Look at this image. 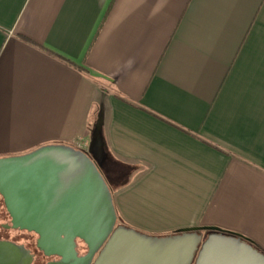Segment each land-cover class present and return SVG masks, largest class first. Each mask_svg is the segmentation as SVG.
Wrapping results in <instances>:
<instances>
[{"label":"crops","instance_id":"0c3cea01","mask_svg":"<svg viewBox=\"0 0 264 264\" xmlns=\"http://www.w3.org/2000/svg\"><path fill=\"white\" fill-rule=\"evenodd\" d=\"M100 109L117 224L264 258V0H0V158L87 150Z\"/></svg>","mask_w":264,"mask_h":264},{"label":"water","instance_id":"95a60500","mask_svg":"<svg viewBox=\"0 0 264 264\" xmlns=\"http://www.w3.org/2000/svg\"><path fill=\"white\" fill-rule=\"evenodd\" d=\"M102 123L100 109L87 150L51 144L0 158V195L12 228L36 234L42 255L59 258L46 264H264L248 239L217 227L180 230L156 244L160 238L118 225L102 172ZM3 246L0 264L31 263L23 262L22 247Z\"/></svg>","mask_w":264,"mask_h":264},{"label":"flooded vegetation","instance_id":"af4514ba","mask_svg":"<svg viewBox=\"0 0 264 264\" xmlns=\"http://www.w3.org/2000/svg\"><path fill=\"white\" fill-rule=\"evenodd\" d=\"M174 235L175 233L171 234L169 237L172 238ZM206 235L207 234H205L204 236ZM37 239L38 236L32 232H27L25 230L12 228L11 217L6 210L4 200L0 195V243L4 245L3 247L4 248L8 247L9 244L22 247L20 249L21 250L23 249V251L27 252L26 254L22 251L23 252L22 258H23V262L25 263L26 262L29 263L31 261L30 264H46L47 262L56 261L59 259L56 256L44 257L36 247ZM160 239L161 240H156L155 243L160 244L163 242L172 241V239L171 240H163L162 238ZM79 254L81 255V253ZM3 264H7V261H3Z\"/></svg>","mask_w":264,"mask_h":264},{"label":"trees","instance_id":"16d2710c","mask_svg":"<svg viewBox=\"0 0 264 264\" xmlns=\"http://www.w3.org/2000/svg\"><path fill=\"white\" fill-rule=\"evenodd\" d=\"M105 163H106V164H105ZM105 163H104V165H105V166H108L111 162H110V160H108V161H106ZM114 169H115L114 172H116L117 167L115 166ZM128 170H129V172H130V171L133 172L134 168H129ZM103 175L105 176L106 181H109V183L107 182V184H108V186H109V188H110V190H111V186H110V185H111V182H110V180H109V176L106 174V171H105V173H103Z\"/></svg>","mask_w":264,"mask_h":264},{"label":"rangeland","instance_id":"374dc122","mask_svg":"<svg viewBox=\"0 0 264 264\" xmlns=\"http://www.w3.org/2000/svg\"><path fill=\"white\" fill-rule=\"evenodd\" d=\"M104 163H105V161H104ZM104 163L102 164V172L103 173H105V165H104ZM106 164V163H105ZM104 176V175H103ZM104 179L106 180V178H105V176H104ZM112 181V180H111ZM119 181H120V178H119V180L117 181V184L119 183ZM108 183H109V181H107ZM112 185V184H111ZM112 187V186H111ZM78 251H79V253H81V254H83L84 252H85V249H84V247L82 246V245H80L79 244V246H78Z\"/></svg>","mask_w":264,"mask_h":264}]
</instances>
